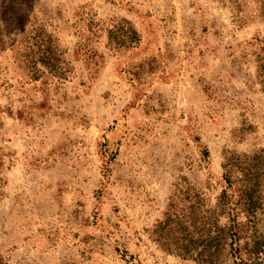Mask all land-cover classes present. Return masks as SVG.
<instances>
[{"label": "rangeland", "instance_id": "rangeland-1", "mask_svg": "<svg viewBox=\"0 0 264 264\" xmlns=\"http://www.w3.org/2000/svg\"><path fill=\"white\" fill-rule=\"evenodd\" d=\"M260 6L0 0V264H198L152 231L215 208L227 158L264 204ZM43 32L62 74L23 62Z\"/></svg>", "mask_w": 264, "mask_h": 264}, {"label": "trees", "instance_id": "trees-1", "mask_svg": "<svg viewBox=\"0 0 264 264\" xmlns=\"http://www.w3.org/2000/svg\"><path fill=\"white\" fill-rule=\"evenodd\" d=\"M259 2L258 15L264 21V0ZM32 40L35 42L30 43L28 53L22 55L31 73L38 75L43 67L51 74H62L63 69L55 62L58 48L52 44L51 36L37 33ZM262 62L259 78L264 83ZM3 163L0 154V187ZM238 166L236 159L227 158L224 168L228 188L223 191L215 208H204L198 196L188 199L184 211H179L173 201L165 219L155 225L152 231L154 238L168 251L198 264H223L226 260L234 264H263L264 233L259 225L264 223V204L254 197L260 185L255 181L261 175L256 176L240 167L245 180L237 178L235 181L234 170ZM241 182L242 187L239 185ZM229 189L234 190L230 193ZM222 217L228 219L227 224L221 223Z\"/></svg>", "mask_w": 264, "mask_h": 264}]
</instances>
